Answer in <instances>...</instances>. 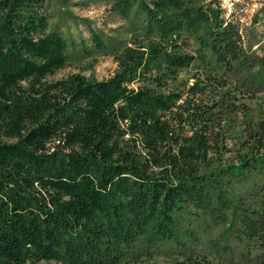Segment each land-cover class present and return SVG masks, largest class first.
Returning a JSON list of instances; mask_svg holds the SVG:
<instances>
[{"label":"trees","instance_id":"1","mask_svg":"<svg viewBox=\"0 0 264 264\" xmlns=\"http://www.w3.org/2000/svg\"><path fill=\"white\" fill-rule=\"evenodd\" d=\"M44 1L0 0V264H142L167 245L195 247L180 217L221 223L231 205L214 160L220 104L207 100L244 58L239 27L217 0H112L142 20L111 53L114 75L48 81L70 53ZM196 62L189 85L180 74ZM263 140L261 125L253 147ZM245 228L264 241V223ZM175 264L212 263L187 253Z\"/></svg>","mask_w":264,"mask_h":264},{"label":"rangeland","instance_id":"2","mask_svg":"<svg viewBox=\"0 0 264 264\" xmlns=\"http://www.w3.org/2000/svg\"><path fill=\"white\" fill-rule=\"evenodd\" d=\"M217 1L225 18L239 27L244 47V58L230 72L220 71L217 80L211 81L207 100L215 99L220 104L215 118L222 124L219 144L224 149L214 155V160L220 170L217 180L231 205L223 210L221 223L199 212L182 215V225L192 231L195 247L191 244L189 249H180L167 245L152 256H142V264H175L183 261L187 253L203 256L212 264H264V241L248 237L245 228L249 220L264 223V160L261 165L252 161V158L264 159V148H254L251 141L258 126L264 125V0ZM44 3L48 31L59 33L67 41L70 53L66 66L47 80L73 74L96 81L112 77L117 64L111 53L129 43L130 32L142 23L141 17L131 15L124 19L112 9V0H45ZM92 33L105 41V50H96ZM191 45L192 49L196 48L194 42ZM201 68L196 62L181 72L180 79L192 84ZM244 156L249 159L247 167L238 174L236 169Z\"/></svg>","mask_w":264,"mask_h":264}]
</instances>
